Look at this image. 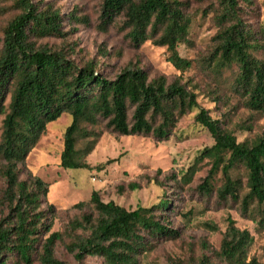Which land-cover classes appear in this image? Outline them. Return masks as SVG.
<instances>
[{"label": "trees", "instance_id": "obj_1", "mask_svg": "<svg viewBox=\"0 0 264 264\" xmlns=\"http://www.w3.org/2000/svg\"><path fill=\"white\" fill-rule=\"evenodd\" d=\"M219 2L222 9L217 18L224 25L217 35L214 69L235 63V89L246 97L248 108L264 111V61L252 55L255 46L242 25L237 0ZM14 4L20 12L3 29L0 47V178L4 183L0 264H66L55 255L59 242L78 262L90 256L101 258L102 264H139V257L153 247L152 241L178 236L177 230L160 219L165 215L162 211L169 210V201L161 199L152 206L128 210L103 201L96 191L88 201L71 206L81 214L70 218L63 231H52L56 208L46 200L48 183L31 174L25 161L46 125L63 113L70 114L71 120L63 132L59 165L88 169L87 156L101 131L87 125L104 123L118 136L143 135L162 141L181 116L198 108L195 120L209 131L214 143L201 150L179 178H172L182 185L190 183L196 164L208 158L211 167L197 190L211 194L214 177L221 171L218 199L239 201L242 215L257 212L258 223L264 224V131L251 141H237L219 120L199 107L196 93L180 75L171 82L164 75L149 79L143 68L128 64L110 78L97 69L94 60L78 65L60 51L36 47L30 35L65 34L59 10H39L31 0H15ZM182 8L179 0H102L99 27L104 30L122 17L120 29L131 45L138 47L151 39L165 46L168 62L182 73L192 65L177 51L190 26ZM237 165L246 170L243 193L242 181L231 175ZM137 187L136 183L129 185L131 190ZM87 207L91 210L85 211ZM252 243L250 232L228 218L218 249L206 245L208 252L195 264H264V252L262 260L249 256Z\"/></svg>", "mask_w": 264, "mask_h": 264}, {"label": "rangeland", "instance_id": "obj_2", "mask_svg": "<svg viewBox=\"0 0 264 264\" xmlns=\"http://www.w3.org/2000/svg\"><path fill=\"white\" fill-rule=\"evenodd\" d=\"M179 1L183 2L182 10L189 17L190 26L186 40L177 45V51L181 57L192 61L191 67L182 73L168 62L169 53L165 46H157L151 39L138 47L131 45L125 30L120 29L122 17L101 29L102 0H31L39 10L47 7L59 10L65 34L30 35L29 40L36 47L62 52L78 65L94 60L97 69L110 78L128 64L143 68L149 79L164 75L171 82L180 75L196 93L199 107L205 109L212 119L219 120L221 127L229 130L237 141L253 140L264 131V111L248 108L246 97L235 89L233 81L238 71L235 63L214 69L217 35L224 25L217 18L222 4L219 0ZM14 2L0 0V47L3 29L20 12ZM237 4L242 25L249 31V41L255 46L252 55L264 61V0H237ZM198 111L197 108L181 116L171 135L162 141L143 135L118 136L107 130L104 123L87 125L89 129L101 131L94 149L87 156L88 169L59 165L63 132L70 123V114L63 113L48 123L29 152L25 165L31 174L48 183L46 200L56 208L52 231H63L70 218L79 216L81 211L70 209L71 206L88 201L93 191L98 192L103 201H113L128 210L152 206L165 199L169 201V210L162 211L165 215L160 219L177 230L178 236L152 241L153 247L139 257V264H195L203 253L208 252L206 245L218 249L228 218L234 220L240 229L250 232L253 243L249 256L262 260L264 224L258 223L257 212L242 215L239 201L218 199L216 190L222 183L221 171L214 177L211 194L197 190V185L211 167L210 159L204 158L196 164L190 183L182 185L172 178H179L182 171L194 164L199 152L214 143L209 131L195 120ZM111 159L113 161L107 162ZM231 175L242 181L241 193L245 192L244 166L237 165ZM130 183H136L138 187L131 190ZM3 187L0 178V194ZM90 210V207L85 208V211ZM65 241H68L67 237ZM55 255L66 264H102L99 257L88 256L82 262L76 261L60 242Z\"/></svg>", "mask_w": 264, "mask_h": 264}]
</instances>
